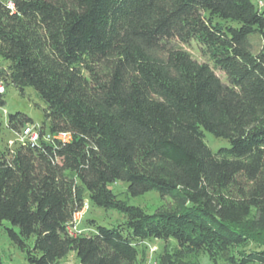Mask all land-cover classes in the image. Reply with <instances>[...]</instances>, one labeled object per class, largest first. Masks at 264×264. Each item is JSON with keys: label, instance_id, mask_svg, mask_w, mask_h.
Returning <instances> with one entry per match:
<instances>
[{"label": "trees", "instance_id": "obj_1", "mask_svg": "<svg viewBox=\"0 0 264 264\" xmlns=\"http://www.w3.org/2000/svg\"><path fill=\"white\" fill-rule=\"evenodd\" d=\"M193 41L205 61L180 45ZM9 84L46 104L37 140L0 151V228L10 222L31 264L71 251L80 264H136L149 239L264 264V0H0ZM33 123L8 117L15 133ZM205 131L230 146L213 151ZM117 181L172 203L149 213L118 198ZM86 198L126 220L72 232Z\"/></svg>", "mask_w": 264, "mask_h": 264}, {"label": "rangeland", "instance_id": "obj_2", "mask_svg": "<svg viewBox=\"0 0 264 264\" xmlns=\"http://www.w3.org/2000/svg\"><path fill=\"white\" fill-rule=\"evenodd\" d=\"M254 48L258 49L261 40L253 37ZM188 50L196 59L205 61L198 44L193 41L190 44H180ZM217 74L227 81L225 74L216 70ZM4 94L5 104L0 106V151L12 149L20 144L28 135L25 132L15 133L8 127V117L10 114L22 112L31 117L34 121L31 128L35 131L42 126L44 122L45 102L39 97L32 87H27L25 93H21L20 89L13 84L4 86L2 91ZM0 93V94H2ZM31 136V135H30ZM29 136V137H30ZM205 141L213 150L229 147L230 143L225 138L215 137L208 131H205ZM128 183L125 181H117L110 184V188L118 196L129 205L140 206L149 213H154L161 206H170L172 199L170 197L162 198L156 190H150L142 195L133 196L128 190ZM88 218H94L99 224L105 226H114L126 220L125 214L115 209H104L93 204L88 198L85 199L84 207L77 213L71 227L76 225V231L83 234H92L94 228L87 223ZM5 226H11L9 221H5L0 228V255L4 264H31L26 253L11 240ZM74 231V228H72ZM34 238L30 241L33 243ZM139 258L136 264H159V259L164 252H168L173 256L172 264H224L213 263L205 253H189L181 254L177 243L174 240L149 239L138 243ZM56 264H80L75 252L71 251L66 257L58 260Z\"/></svg>", "mask_w": 264, "mask_h": 264}, {"label": "built area", "instance_id": "obj_3", "mask_svg": "<svg viewBox=\"0 0 264 264\" xmlns=\"http://www.w3.org/2000/svg\"><path fill=\"white\" fill-rule=\"evenodd\" d=\"M9 5H10L11 8L14 7L12 2H9ZM3 89H4V86H3V85H0V93H2ZM23 132H25V134L28 135V137H26L22 142H24L25 140H30V141H32V142H35V141L37 140V138H38V131H35L34 129H32L31 126H30V127H27ZM30 135H31V136H30ZM29 136H30V137H29ZM58 137H59L60 139H68V138H69V135L66 134V133H64V134H60ZM81 210H82V209H81ZM81 210H80V211H81ZM80 211H78V212H80ZM78 212H77V213H78ZM77 213L75 214L74 219H76ZM73 226H74V227H71V231H72V232H77V231H76V230H77V229H76V225H73ZM72 228H74V231L72 230Z\"/></svg>", "mask_w": 264, "mask_h": 264}]
</instances>
